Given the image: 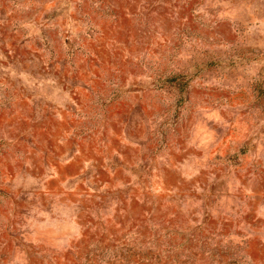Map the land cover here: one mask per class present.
Masks as SVG:
<instances>
[{"label":"rangeland","instance_id":"1","mask_svg":"<svg viewBox=\"0 0 264 264\" xmlns=\"http://www.w3.org/2000/svg\"><path fill=\"white\" fill-rule=\"evenodd\" d=\"M0 264H264V0H0Z\"/></svg>","mask_w":264,"mask_h":264}]
</instances>
